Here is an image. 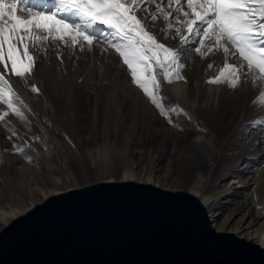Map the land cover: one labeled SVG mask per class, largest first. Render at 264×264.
Segmentation results:
<instances>
[{"label":"snow or ice","instance_id":"snow-or-ice-1","mask_svg":"<svg viewBox=\"0 0 264 264\" xmlns=\"http://www.w3.org/2000/svg\"><path fill=\"white\" fill-rule=\"evenodd\" d=\"M164 40L177 44L166 45ZM94 48L105 62L117 56V67L125 68L131 84L181 131L174 118H195L163 94V83L187 82L183 71L194 54L205 59L219 53L222 65L217 74L206 75L205 83L223 84L230 91L259 88L253 107L260 112L252 124L264 127V0H0V126L12 141V148L3 152L33 163L26 152L32 148L29 141L43 142L40 135L25 138L26 133L6 120L11 113L31 131L29 117L35 116L11 77L38 92L33 77L42 59L48 61L54 53L62 67L65 49L72 58ZM194 127L207 133L199 121Z\"/></svg>","mask_w":264,"mask_h":264},{"label":"bare ground","instance_id":"bare-ground-1","mask_svg":"<svg viewBox=\"0 0 264 264\" xmlns=\"http://www.w3.org/2000/svg\"><path fill=\"white\" fill-rule=\"evenodd\" d=\"M162 42L166 45L177 44L173 40ZM63 56L64 63L61 67L55 54H49L53 74L61 76L62 73L65 78H71L72 70H79L78 67L83 64L81 67L88 70L92 79L90 84H94V87L90 86L89 92H97L99 88L107 87L108 84L104 81L106 74L109 73V78L113 76L111 71L116 70L118 73L120 70L117 67L120 64L117 56H109L108 60L111 62H105V58L96 48L91 52H77L72 58H69L65 49ZM213 61L215 65L209 69L208 64ZM222 62L223 58L219 53L205 59L195 55L183 71L187 82L163 83V94L172 102L178 101L194 118H199L201 127L207 129V133H201L194 127L195 121L190 122L183 116L174 118L179 123L184 120L187 127L182 125L184 130L181 132L169 126L167 136L170 134L172 148L176 150H173V154L166 161L165 151H159L162 149L161 144L156 149V146L149 144V137L142 138L138 133L126 144L122 141V144L97 143L90 134L80 135L79 138L84 143L80 148L76 141L62 145L65 136L56 128L34 125L43 140L42 143H32V148L26 150L34 157V161L28 163L20 156L21 162L15 165L8 158L10 154L2 151L11 149L12 145L3 142L1 136L0 153L3 154V165L0 169V228L48 196L81 187L80 181L86 178L96 177V181L132 180L167 188L163 182L168 184L180 177L184 187L171 189L188 190L196 195L209 209L212 223L218 230L234 233L264 247V129L248 121L240 134H235L238 124L246 119L239 117L236 120L237 125H231L232 120L229 117L233 94L241 88L230 91L223 84L217 86L205 83L206 75L217 74ZM66 72L69 73L65 74ZM129 79L131 78L124 74V92L129 91ZM11 82L22 99L30 93L31 89L22 80L12 76ZM78 84L80 91L84 92L86 89L80 86L81 83ZM32 105L29 106L31 111L34 107ZM255 110L252 117L258 118L260 110ZM160 131L161 128L157 127L153 133L161 134ZM139 141L146 143L145 149L136 147L135 144ZM32 149L36 151L33 152ZM83 159L87 160L92 173H82L79 160ZM61 187L64 188L63 191L56 190ZM36 195H42V198L37 200Z\"/></svg>","mask_w":264,"mask_h":264},{"label":"water","instance_id":"water-1","mask_svg":"<svg viewBox=\"0 0 264 264\" xmlns=\"http://www.w3.org/2000/svg\"><path fill=\"white\" fill-rule=\"evenodd\" d=\"M0 264H264L188 190L96 181L52 194L0 228Z\"/></svg>","mask_w":264,"mask_h":264},{"label":"rangeland","instance_id":"rangeland-1","mask_svg":"<svg viewBox=\"0 0 264 264\" xmlns=\"http://www.w3.org/2000/svg\"><path fill=\"white\" fill-rule=\"evenodd\" d=\"M195 55H193V57ZM50 60L51 59L47 62L42 59L41 62L36 65L33 80L39 91L33 92L31 90L30 93L23 98L28 106L34 104L35 109L33 107L32 113H35V116L37 115L36 118L35 116L29 117L32 121L31 131L25 129L24 125L11 113L6 117V119L9 118L8 121H11V123L15 125L16 130L27 134L25 138L38 135V131L34 125H46L49 128H56L65 136L62 145H69V141H76V145L81 148L84 146V143L79 136L89 134L97 143L115 142L117 144H122L123 142V144H126L128 141L130 142L134 139L136 133H138L142 138L147 139V137H149V144H152L153 147L156 146V149L160 147L159 144H161L162 149L159 148V151H165V161L173 154V150H176V148H172L173 144L170 134L167 136L170 126L167 120L158 114V111L148 102L142 91L138 90L133 85V87L131 86V79H129V91L124 92L122 78L124 74L130 77L124 67H118L120 69L118 70L119 74L116 70L111 71L113 76L109 78H107L109 73L106 74L107 72H105L106 76L104 81L108 86L99 88L97 92H89L90 86L94 87V84H90L92 79L88 75V70L81 67L83 64L78 67L79 70H72L71 78L70 76H67L69 78H65L66 76L64 77L62 73L61 76L59 74H53V71H51L52 60ZM192 65L193 63L190 65V68ZM67 73L69 72L65 74ZM74 74L75 76H73ZM73 78L76 79H74V82ZM32 83L33 81H29V85ZM78 83H81L80 86L86 89L84 92L80 91ZM28 88L31 89L30 86H28ZM257 90L259 91L260 89L258 88ZM257 90L253 91L249 85V87L241 88L240 91L233 94V102L229 113V117L232 120L231 125H237L236 120L239 117L246 118L243 120L245 122L238 124L239 126L235 130V134L237 135L240 134L248 121L252 122L253 119H256L252 116L257 108H254L252 103H254V98L258 93ZM137 92L139 94H137ZM250 116L252 119H250ZM195 121H199V118H195ZM180 123L184 125V127H187V123L184 120H181ZM211 124L212 122L210 120L209 125ZM157 127L161 128V134L153 133L154 128ZM262 128L264 129V127ZM1 136L3 137V142H6L9 146L12 145V141L6 138L7 133L2 126H0V137ZM29 142L31 144L34 143L32 141ZM135 145L137 148H146V143L142 141L137 142ZM26 152L27 154L29 153V151ZM7 153L10 154L8 158L11 159V162L15 165H19L21 162L19 160L20 155L13 152L10 153V151ZM154 153L155 151L153 150V154ZM0 155V160H2L3 154L0 153ZM2 165L3 164L0 163V169H2ZM79 167L82 168V173L93 172L92 169L89 168L86 159L79 160ZM75 174H78V172H75ZM95 178L96 177L83 179L80 181L81 185L79 186H84L87 183H94L96 182ZM179 179L180 177H177L174 181L168 182V184L167 182H163V184H166L167 186H164L169 189H173L177 186L184 187V182L180 181L182 178ZM63 189L64 188L61 187L56 190L63 191ZM36 196L37 200L42 198V195ZM3 198L5 199V197Z\"/></svg>","mask_w":264,"mask_h":264}]
</instances>
